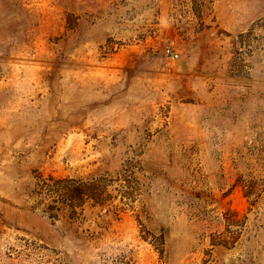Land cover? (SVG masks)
Returning <instances> with one entry per match:
<instances>
[{
	"label": "rangeland",
	"instance_id": "1",
	"mask_svg": "<svg viewBox=\"0 0 264 264\" xmlns=\"http://www.w3.org/2000/svg\"><path fill=\"white\" fill-rule=\"evenodd\" d=\"M0 264H264V0H0Z\"/></svg>",
	"mask_w": 264,
	"mask_h": 264
},
{
	"label": "built area",
	"instance_id": "2",
	"mask_svg": "<svg viewBox=\"0 0 264 264\" xmlns=\"http://www.w3.org/2000/svg\"><path fill=\"white\" fill-rule=\"evenodd\" d=\"M168 53H169V51H167ZM170 54V56H172V57H177V55H174V54H172V53H169Z\"/></svg>",
	"mask_w": 264,
	"mask_h": 264
},
{
	"label": "trees",
	"instance_id": "3",
	"mask_svg": "<svg viewBox=\"0 0 264 264\" xmlns=\"http://www.w3.org/2000/svg\"><path fill=\"white\" fill-rule=\"evenodd\" d=\"M247 196V195H246Z\"/></svg>",
	"mask_w": 264,
	"mask_h": 264
}]
</instances>
